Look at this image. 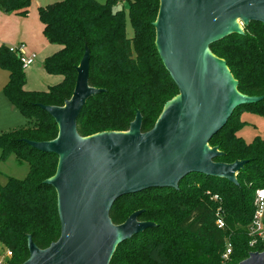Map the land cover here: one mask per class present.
Returning a JSON list of instances; mask_svg holds the SVG:
<instances>
[{
  "label": "trees",
  "instance_id": "obj_1",
  "mask_svg": "<svg viewBox=\"0 0 264 264\" xmlns=\"http://www.w3.org/2000/svg\"><path fill=\"white\" fill-rule=\"evenodd\" d=\"M31 1L0 0V9L25 15ZM159 9L160 0H59L40 6L44 33L60 46L46 58L45 67L64 76L63 82L48 91L26 90L21 52L11 50L12 46L0 48V66L10 72L5 93L29 119V125L0 135L1 157L15 153L29 166L24 179L9 177L0 186V242L13 254L8 264L28 259L29 235L40 248H46L61 234L57 191L44 183L56 173L58 155L42 152L25 139L49 141L57 137L58 124L41 104L63 106L71 98L77 67L86 50L91 54L89 83L104 90L88 99L78 118V131L83 136L126 131L137 111L143 115L142 130L148 131L165 103L179 93L156 45L154 22ZM128 18L132 36L127 35ZM211 49L226 60L242 93L263 96L238 107L209 142L224 152L216 161L248 162L237 174L238 183L193 173L179 188H151L120 197L110 213L115 224L123 223L131 210L123 212L121 201L139 197L132 211L143 209L139 219L155 225L121 243L110 264H237L251 250H262L261 245L250 246L249 225L255 209L254 193L264 187V136L246 142L238 132L245 124L242 110L264 116V23L251 21L243 34H230L213 43ZM196 175L204 177L200 184L194 180ZM150 192L160 194L145 196L153 200L141 199ZM158 205L163 209L160 215L155 214L156 209L161 210ZM219 212L225 218V228L217 225ZM229 241L233 250L225 258Z\"/></svg>",
  "mask_w": 264,
  "mask_h": 264
},
{
  "label": "water",
  "instance_id": "obj_2",
  "mask_svg": "<svg viewBox=\"0 0 264 264\" xmlns=\"http://www.w3.org/2000/svg\"><path fill=\"white\" fill-rule=\"evenodd\" d=\"M251 21L264 23V0H160L156 45L179 93L165 103L148 131L142 130L143 115L137 111L126 131L79 133L86 102L104 90L89 83L91 54L86 50L71 98L63 106L41 104L58 124L57 137L25 139L58 155L57 171L44 183L57 191L61 234L46 248L29 235L30 255L22 264H110L121 243L155 225L139 219L143 209L115 224L110 213L120 197L179 188L193 173L238 183L237 174L248 160L216 161L224 152L209 142L238 107L263 96L242 93L226 60L211 45L243 34ZM237 264H264V251L250 252Z\"/></svg>",
  "mask_w": 264,
  "mask_h": 264
},
{
  "label": "rangeland",
  "instance_id": "obj_3",
  "mask_svg": "<svg viewBox=\"0 0 264 264\" xmlns=\"http://www.w3.org/2000/svg\"><path fill=\"white\" fill-rule=\"evenodd\" d=\"M56 1L59 0H33L31 4V13L24 19L17 17L22 20L20 25L23 26V30L15 31L13 26L9 27L12 23L11 21L3 20V24L2 22L0 24V48L4 45L10 47L24 44L25 47L22 50L23 55L29 56L33 53L37 55L35 62L29 67L24 68L26 76L25 89L28 91H48L51 87L60 84L64 80V76L62 74L50 73L45 67L46 58L55 54L60 49V46L56 43H52L44 33L45 27L43 28L39 13L40 6H45ZM97 1L105 3L107 0ZM121 5L122 4H120V6ZM0 12L5 14V16L17 15L14 13H5L1 9ZM126 29L127 35L132 36L134 30L129 18L127 19ZM9 75V70L0 66V135L7 134L15 129L29 125V119L26 118L21 110L7 97L5 93V85L9 81ZM241 120L245 122V124L240 128L238 134L246 142H252L257 136H264L263 115L245 109L241 112ZM1 155L2 150L0 149V186L4 185L8 181L9 177L24 179L28 175L29 166L27 162L20 161L15 153H11L5 159H3ZM194 180L197 184H200L202 180H204V177L196 175ZM158 194L160 193H145L142 195L144 197L141 199L147 200L148 198H145V196L155 198ZM136 198H126L121 201V204L124 205L123 212H126L129 208H131V210L126 212L125 216L129 217L132 214V209L134 208V204L136 202L135 200H139ZM161 207V205H158L157 208ZM160 212H163L162 208L161 210H155L156 215H160ZM12 256L13 254L9 255L8 249H6V247L0 242V259L2 262H4V264H8Z\"/></svg>",
  "mask_w": 264,
  "mask_h": 264
},
{
  "label": "built area",
  "instance_id": "obj_4",
  "mask_svg": "<svg viewBox=\"0 0 264 264\" xmlns=\"http://www.w3.org/2000/svg\"><path fill=\"white\" fill-rule=\"evenodd\" d=\"M24 46H12L11 50H19L21 52V60L23 63V67L27 68L30 65H32L35 62V59L37 55L35 53L25 56L22 53ZM215 199H218L219 197L215 195ZM254 213L252 216L251 224L249 225V235L251 236L250 246L252 248H255L258 245L262 246V250H251L250 252L264 251V187H260L256 189L254 193ZM217 225L219 228H225L226 227V221L223 217V213H218V219H217ZM233 245L229 241L227 244L226 252L224 254L225 258H228L230 254L232 253ZM8 254L12 255V251L8 249ZM250 254V253H249ZM0 264H4L2 260L0 259Z\"/></svg>",
  "mask_w": 264,
  "mask_h": 264
},
{
  "label": "crops",
  "instance_id": "obj_5",
  "mask_svg": "<svg viewBox=\"0 0 264 264\" xmlns=\"http://www.w3.org/2000/svg\"><path fill=\"white\" fill-rule=\"evenodd\" d=\"M32 2H33V0L31 1V4H32ZM31 4H30V7L28 8V12L25 15L5 16V14L0 12V24H1V22L3 24V20L11 21L12 23L9 25V27L13 26L15 28V31L23 30V26L20 25L22 20H20V19L26 18L31 13V8H32ZM17 17H19L20 19H18ZM42 24H43V28H44L45 24L43 22H42ZM22 45L24 46V44H22Z\"/></svg>",
  "mask_w": 264,
  "mask_h": 264
}]
</instances>
